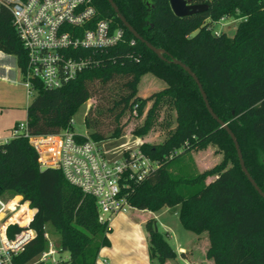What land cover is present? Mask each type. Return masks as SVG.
<instances>
[{"label": "trees", "instance_id": "16d2710c", "mask_svg": "<svg viewBox=\"0 0 264 264\" xmlns=\"http://www.w3.org/2000/svg\"><path fill=\"white\" fill-rule=\"evenodd\" d=\"M120 12L148 42L166 51L198 76L216 115L236 135L247 169L264 191V0H192L207 3L201 13L177 16L170 0H114ZM99 16L112 18L124 28L123 39L114 46L92 50L99 61L60 87L49 89L34 81L36 93L27 107V126L32 135L59 133L96 92L93 84L106 85L123 79V92L112 100L117 123L112 136L120 135L122 116L142 114L153 101L136 135H145L153 124L154 111L168 101L176 124L159 143L142 142L141 149L159 162L145 181L133 185V207L156 212L178 206L181 225L198 235L207 233L206 257L214 264H264V198L241 169L237 150L227 130L209 113L194 79L180 66L161 59L136 39L116 16L108 0H93ZM238 19L235 33L214 32L223 16ZM134 40V42H133ZM0 50L16 56L26 67V50L13 25L11 11L0 5ZM145 74L165 82L147 97L138 94ZM88 135L108 139L85 116ZM215 145L223 159L193 176H178L170 166L180 152ZM182 152V153H183ZM39 154L24 134L0 143V196L12 192L36 208L30 222L37 235L13 258L28 264L48 245L45 234L53 228L59 235L60 252H68L66 264H96L103 247L111 241L98 219L94 196L70 183L56 168L40 170ZM214 176L207 182V178ZM189 190V194L185 190ZM16 209V208H15ZM14 209V210H15ZM26 205L14 218L26 223ZM18 213V214H17ZM150 264H168L177 253L155 229V218L145 222ZM21 227L12 226L13 237ZM112 231V228L109 232ZM43 264V263H36Z\"/></svg>", "mask_w": 264, "mask_h": 264}, {"label": "built area", "instance_id": "2783aa9c", "mask_svg": "<svg viewBox=\"0 0 264 264\" xmlns=\"http://www.w3.org/2000/svg\"><path fill=\"white\" fill-rule=\"evenodd\" d=\"M0 5L11 11L13 25L26 50V67L21 73L28 96L36 93V80L53 89L98 65L92 50L114 46L124 37V28L115 25L112 18L99 16L93 0H0ZM219 21L238 23V19L227 15ZM132 114L137 115V107ZM19 134L29 138L39 154L40 166L61 170L70 183L95 197L98 219L105 225L106 233L112 228L113 217L126 214L133 207L132 186L148 179L159 167L141 144L114 145L110 139L95 140L88 133L78 132L74 117L70 127L49 135H32L27 120L20 121L13 127L12 137ZM10 202L0 196V264H15L13 258L37 235L30 225L35 208L21 199L12 211L8 208ZM24 205L26 223L14 218ZM12 226L21 230L10 237ZM107 260L99 252L96 264H107ZM36 263L65 264V259L59 248L50 243L28 264Z\"/></svg>", "mask_w": 264, "mask_h": 264}, {"label": "rangeland", "instance_id": "374dc122", "mask_svg": "<svg viewBox=\"0 0 264 264\" xmlns=\"http://www.w3.org/2000/svg\"><path fill=\"white\" fill-rule=\"evenodd\" d=\"M219 20L215 24L214 30H224L229 36H232L235 33L237 23L222 24ZM9 57L14 67L12 68V75H17L20 84H7L0 80V98L2 99L6 95H14L18 98L17 104L29 103L35 97V93L28 96L27 89L23 85L24 75L16 67L17 58L14 55H10ZM122 82L123 79H117L106 85L101 84L99 81L95 82L93 85L97 89V92L74 115L75 129L82 134L89 132L84 122L85 116L88 114V117L95 121L93 126L100 129L114 145L128 143L129 146L135 147L142 142L159 143L163 141L176 124L174 108L168 101H163L159 108L154 111L153 124L145 135H136L134 130L143 124L153 101H149L146 104L142 114L133 115L126 112L120 120V125L122 126L120 135L112 136L117 123L114 118L115 112H111L109 108L112 107V100L123 92L121 87ZM163 87H165L163 80L156 78L152 74H145L139 83L138 94L142 97H147L161 90ZM182 152H180V155L174 159L170 166V171L178 176L196 175L214 167L223 159V153L215 145H209L201 150L194 149L189 152ZM213 178L214 176L208 177L207 182H210ZM189 192L190 189L185 190L186 194H189ZM3 197L11 201L10 203L19 202L22 199V196L12 192L4 194ZM176 209H178V206L164 207L156 212H152L132 207L126 214L113 217L111 220L113 230L107 233L111 239V245L103 247L100 250V255L108 259L107 264H112L114 255L120 258L127 256H139L141 258L142 251L145 250L146 254V248L143 249L142 244H148V242L147 239L146 241L144 240L145 238L142 235H145V222L150 217L155 218L158 230L176 247L174 238H170V235L166 232L170 230L169 226L173 227L177 233L192 234V232L186 230L181 225L178 216L174 213ZM165 212L167 214L163 215ZM47 234V247L50 246V243H53L58 249L59 235L51 227L48 228ZM60 256L66 261L69 258V253L60 252Z\"/></svg>", "mask_w": 264, "mask_h": 264}, {"label": "crops", "instance_id": "0c3cea01", "mask_svg": "<svg viewBox=\"0 0 264 264\" xmlns=\"http://www.w3.org/2000/svg\"><path fill=\"white\" fill-rule=\"evenodd\" d=\"M9 56L10 54H6L0 50V80L7 84H20L17 75H12V68L14 67L11 64ZM16 67L21 73L17 59ZM17 100L18 98L14 95H6L3 96L2 99L0 98V143H4L12 138V129L17 122L27 119V107L30 102H27L26 104H17ZM178 211L179 208L174 212L177 216L179 214ZM166 212L163 215H166ZM169 229L170 230H167L166 232L170 235V238H174L176 247L170 243L168 238L167 240L176 251L177 257L175 260H168V264H214L211 259L206 257V252L209 246L208 235L206 232V235L205 233L198 235L188 230L194 234L192 235L191 233H177L174 231L173 227L170 226ZM142 236L145 238L144 240L146 241L147 239L148 242L147 230L145 231V235ZM142 248H146V254L145 250L142 251L141 258L139 256L120 258L114 255L112 258V264H150L148 244H142Z\"/></svg>", "mask_w": 264, "mask_h": 264}, {"label": "water", "instance_id": "95a60500", "mask_svg": "<svg viewBox=\"0 0 264 264\" xmlns=\"http://www.w3.org/2000/svg\"><path fill=\"white\" fill-rule=\"evenodd\" d=\"M108 2L110 3L111 7L113 8L116 16L120 19V21L123 23V25L133 34V36L136 39L145 43L161 59H163L165 61L173 62L177 65H180L194 79V81L196 82V84L200 90V93L202 95V98L205 102L206 108L208 109L209 113L220 123L221 127H223L224 129L227 130L228 134L232 138L234 145H235V148L237 150V154H238V158H239V162H240V166H241L242 171L244 172V174L246 175V177L248 178L250 183L253 185V187L256 189V191L264 198V191L261 189V187L255 181V179L252 177V175L250 174L249 170L246 167V164H245V161L243 158V153H242V150L240 148V145H239V142H238L236 135L234 134L232 129L228 126V124L226 122H224L223 120H221L216 115V113L214 112L213 108L211 107V105L209 103V100H208L207 94L204 90V87H203L201 81L199 80L198 76L196 75V73L188 65H186L184 62L180 61L179 59H176V58L167 59V57L165 56L166 51L162 48L154 46L153 44L148 42L144 37H142L134 29V27L127 21V19L124 17V15L120 12V10H119V8H118V6L114 0H108ZM170 4H171V8L174 11V13L180 17L186 16L189 14L204 12L208 9V6H209L207 3H194V2H192V0H170ZM47 169H48L47 166H41L40 167L41 171H45ZM36 212H37V209L35 208V213ZM155 229L158 231V227H157L156 222H155Z\"/></svg>", "mask_w": 264, "mask_h": 264}, {"label": "bare ground", "instance_id": "6f19581e", "mask_svg": "<svg viewBox=\"0 0 264 264\" xmlns=\"http://www.w3.org/2000/svg\"><path fill=\"white\" fill-rule=\"evenodd\" d=\"M4 198V197H3ZM5 199V198H4ZM17 203L18 202H12V203H9L8 205V208L12 211H14V208L17 207ZM18 214V213H17ZM16 215V214H15Z\"/></svg>", "mask_w": 264, "mask_h": 264}]
</instances>
